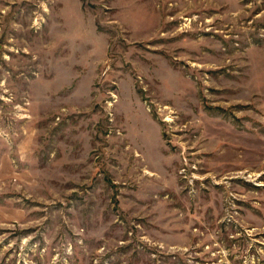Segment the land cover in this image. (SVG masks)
Returning a JSON list of instances; mask_svg holds the SVG:
<instances>
[{
  "label": "rangeland",
  "instance_id": "rangeland-1",
  "mask_svg": "<svg viewBox=\"0 0 264 264\" xmlns=\"http://www.w3.org/2000/svg\"><path fill=\"white\" fill-rule=\"evenodd\" d=\"M0 264H264V0H0Z\"/></svg>",
  "mask_w": 264,
  "mask_h": 264
}]
</instances>
